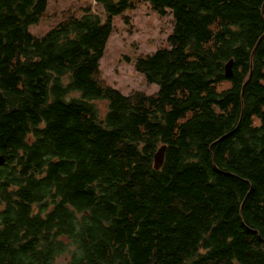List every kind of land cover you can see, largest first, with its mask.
Returning a JSON list of instances; mask_svg holds the SVG:
<instances>
[{
	"label": "trees",
	"instance_id": "obj_1",
	"mask_svg": "<svg viewBox=\"0 0 264 264\" xmlns=\"http://www.w3.org/2000/svg\"><path fill=\"white\" fill-rule=\"evenodd\" d=\"M146 1L170 47L122 93L99 59L133 0L40 36L47 0H0V264H264V0Z\"/></svg>",
	"mask_w": 264,
	"mask_h": 264
},
{
	"label": "rangeland",
	"instance_id": "obj_2",
	"mask_svg": "<svg viewBox=\"0 0 264 264\" xmlns=\"http://www.w3.org/2000/svg\"><path fill=\"white\" fill-rule=\"evenodd\" d=\"M133 6L112 15V31L106 41L99 59L98 78L122 93L142 90L150 93L158 89L155 82H148L144 74L135 68L134 62L140 55L149 54L158 48L170 47L168 40L173 31V17L170 9L159 14L146 0H133ZM91 9L105 19L103 8L95 0H47L42 17L28 25L34 35H43L67 14L80 16L83 6ZM228 85L223 82L221 86ZM100 108H105L103 100H97ZM58 255L54 264H68L70 250Z\"/></svg>",
	"mask_w": 264,
	"mask_h": 264
},
{
	"label": "water",
	"instance_id": "obj_3",
	"mask_svg": "<svg viewBox=\"0 0 264 264\" xmlns=\"http://www.w3.org/2000/svg\"><path fill=\"white\" fill-rule=\"evenodd\" d=\"M225 76H232V60H228L224 65ZM164 146H159L153 156V167L158 169L163 162Z\"/></svg>",
	"mask_w": 264,
	"mask_h": 264
},
{
	"label": "bare ground",
	"instance_id": "obj_4",
	"mask_svg": "<svg viewBox=\"0 0 264 264\" xmlns=\"http://www.w3.org/2000/svg\"><path fill=\"white\" fill-rule=\"evenodd\" d=\"M116 209H117V208H116ZM114 218H115V217H114ZM124 223H125V222H124ZM124 223H123V224H124ZM123 224H121V225H123Z\"/></svg>",
	"mask_w": 264,
	"mask_h": 264
}]
</instances>
